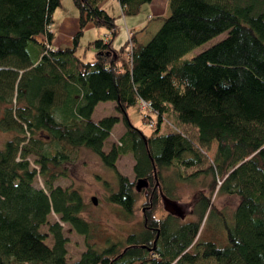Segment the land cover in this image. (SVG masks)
Wrapping results in <instances>:
<instances>
[{
    "label": "trees",
    "instance_id": "1",
    "mask_svg": "<svg viewBox=\"0 0 264 264\" xmlns=\"http://www.w3.org/2000/svg\"><path fill=\"white\" fill-rule=\"evenodd\" d=\"M102 1L73 0L79 13L73 45L53 49L50 27L62 0H0V131L12 134L0 145V264H196L210 258L217 264H264V0H169L170 15L148 41L128 33L120 47L113 43L117 17ZM118 1L122 15L131 16L152 0ZM89 23L107 33L90 42L95 57L85 61L77 49ZM225 32L219 42L186 57ZM109 101L119 115L94 121L97 104ZM141 101L150 104L148 111ZM133 106L154 127L151 135L132 124ZM120 121L125 131L106 151ZM165 123L175 129L162 133ZM214 142L209 161L206 151ZM82 148L114 172L118 187L109 188L107 200L128 217L135 214L137 180H148L139 232L98 242L83 215V193L55 185L69 177L72 157ZM130 153L135 181L117 168L118 158ZM30 156L39 169L31 167ZM206 161L205 169L182 177L212 176L210 196L197 197V219L181 223L184 214L158 216L163 198H172L163 171ZM37 175L44 188L34 186ZM218 193L238 198L231 220L213 205ZM51 213L85 237L86 250L73 263L69 239L59 221L49 223ZM214 215L227 236L224 246L201 239ZM46 224L52 245L41 231Z\"/></svg>",
    "mask_w": 264,
    "mask_h": 264
},
{
    "label": "rangeland",
    "instance_id": "2",
    "mask_svg": "<svg viewBox=\"0 0 264 264\" xmlns=\"http://www.w3.org/2000/svg\"><path fill=\"white\" fill-rule=\"evenodd\" d=\"M109 12L117 17V23L119 26V31L114 37L113 43L116 47H120L126 43L128 40V33H126V27L124 19L118 6L117 0H107L106 2ZM78 10L76 9L73 0H62V5L56 10L54 14V22L52 24L53 30L57 36L62 35L61 28L67 24L68 20L74 19L76 17ZM139 15V14H138ZM132 16V15H131ZM133 16H137L133 15ZM92 25V24H91ZM101 31L102 37L106 36L105 30L98 29L95 25L91 28L86 27L83 34L81 35L80 50L86 49L87 55L91 54L90 42L94 40L96 32ZM105 32V34L103 33ZM131 33V32H129ZM100 34V36H101ZM65 35V34H63ZM98 35V34H97ZM227 36V33H223L218 37L213 38L202 46L191 51L186 57L192 58L196 54L206 50L213 44L219 42ZM4 107L0 108V117L3 115ZM132 124L142 130L145 134L151 135L154 132V127L148 122L145 113L141 110L139 106H133L128 110ZM102 115H119L112 104H108L106 107H99L95 113V118ZM155 117V116H154ZM173 120V118H171ZM170 120V122H172ZM171 128L175 129L172 124H166L162 126V133ZM125 127L120 121L115 125L112 131V136L108 138L105 143L104 149L106 151L119 141L120 136L124 133ZM11 133H7L4 130L0 131V145L5 142L6 139L11 137ZM217 143L214 142L211 148L206 151V156L209 161L214 159L216 153ZM30 163L32 168L39 167L35 164V156H30ZM135 159L130 153L127 155H122L117 160L118 170L126 175L130 180L135 181L136 176L134 172ZM208 166V162H204L197 167L184 168L173 166L169 170L163 171L165 177V185L172 188V198L171 200L176 202L184 214L183 219L179 222L195 220L197 216L193 214L195 205L197 202V197L200 193H204L210 196L209 184L212 181L211 175H206L203 173L197 174L192 180H185L182 177H187L190 174L205 169ZM106 181L109 182V187L106 186ZM55 185H60L63 188L73 186L78 188L84 196L85 202L87 204L86 210L83 215L89 219L94 226V234L98 242L104 243L106 237H111L115 240L125 239L127 235L133 232H139L142 227V222L144 219V207L148 200V195L145 190L138 191L137 203L135 207V214L132 217H128L118 205L110 203L107 200V196L110 190H116L117 179L114 172L103 165L98 155L94 152L82 148L76 152L72 157V162L69 165V177H59L55 181ZM34 186L38 188H44V181L40 175H37L34 180ZM92 197L97 199V204L92 201ZM164 201V200H163ZM213 205L222 215L228 220H231L233 216L234 209L238 203V198L234 195L229 194H215L212 197ZM169 213H175L173 209L165 203L160 210L157 211L158 216H167ZM49 223L59 221L63 226L64 235L68 237L69 242L67 243L68 249V259L70 263L77 260L86 250L85 237L77 233L68 223L61 222L60 216L51 213L48 217ZM205 222V221H204ZM41 231L48 234V225H43ZM201 239L205 241H214L219 246H224L227 243L226 233L220 223V218L218 215L211 216L209 221L203 225ZM46 243L52 245L53 239L52 235L48 234ZM196 264H217L212 258L202 259Z\"/></svg>",
    "mask_w": 264,
    "mask_h": 264
},
{
    "label": "crops",
    "instance_id": "3",
    "mask_svg": "<svg viewBox=\"0 0 264 264\" xmlns=\"http://www.w3.org/2000/svg\"><path fill=\"white\" fill-rule=\"evenodd\" d=\"M106 2H107V0H103L100 3V5L109 12L110 10H109V8H107ZM117 3H118V6L120 8V11L122 13V9H121V6H120L118 0H117ZM170 13H171V10H170V6H169V0H152L151 2L146 3L141 7V9L138 13L139 15L137 14V16L132 15V16L123 17L125 27H126V33H129V31L131 33L135 32L136 33V39L138 41L146 42L160 28V26L162 25L164 20L166 18H168ZM91 24L92 23H89L86 27L91 28L93 26V24L92 25ZM98 29L105 30V32H106V29L103 27H98ZM119 29L120 28L118 26V31H119ZM50 30L53 32V35H54L53 41L51 43V47L53 49H61V48H65L68 46H72L73 45V37H74L75 33L79 30V15H77V13H76V17H74V19L68 20L67 24L64 25L63 28H61V30H62L61 34L62 35H59L60 37L57 36L58 34L55 33L52 25L50 27ZM105 32H103V33L105 34ZM101 33H102L101 31L96 32L94 37L95 38L101 37L102 36ZM63 34H65V35H63ZM100 34H101V36H100ZM115 47H116V45H115ZM91 48H92L91 54L87 55L86 49H83V51L80 50V41H79V47L77 49L78 56L85 61H92L95 57V49H94L93 45L91 46ZM108 104H112L115 107V104L113 102H110V101L109 102H100L99 104H97V106L95 107V111L93 113V116H92L94 121H99L103 116H105V115H102V116L100 115V116H98V118H95V113L99 107H106V106H108ZM79 258H77V260ZM133 264H137V263H133Z\"/></svg>",
    "mask_w": 264,
    "mask_h": 264
},
{
    "label": "water",
    "instance_id": "4",
    "mask_svg": "<svg viewBox=\"0 0 264 264\" xmlns=\"http://www.w3.org/2000/svg\"><path fill=\"white\" fill-rule=\"evenodd\" d=\"M136 186H137V190L140 191L143 188L148 187L149 182L146 179L140 178L137 180ZM163 199H164L165 203L168 204L173 209V211H175L176 214L182 216L183 213H182L181 207L176 202L169 200L166 197H164ZM92 201L95 204H97V199L95 197H92Z\"/></svg>",
    "mask_w": 264,
    "mask_h": 264
},
{
    "label": "built area",
    "instance_id": "5",
    "mask_svg": "<svg viewBox=\"0 0 264 264\" xmlns=\"http://www.w3.org/2000/svg\"><path fill=\"white\" fill-rule=\"evenodd\" d=\"M141 108L144 109L145 111H148L150 108V104L146 101H141Z\"/></svg>",
    "mask_w": 264,
    "mask_h": 264
},
{
    "label": "bare ground",
    "instance_id": "6",
    "mask_svg": "<svg viewBox=\"0 0 264 264\" xmlns=\"http://www.w3.org/2000/svg\"><path fill=\"white\" fill-rule=\"evenodd\" d=\"M112 131H113V130H112ZM111 136H112V133H111ZM109 138H110V137H109ZM107 140H108V139H107ZM107 140H106V141H107ZM105 143H106V142H105Z\"/></svg>",
    "mask_w": 264,
    "mask_h": 264
},
{
    "label": "flooded vegetation",
    "instance_id": "7",
    "mask_svg": "<svg viewBox=\"0 0 264 264\" xmlns=\"http://www.w3.org/2000/svg\"><path fill=\"white\" fill-rule=\"evenodd\" d=\"M164 197V196H163Z\"/></svg>",
    "mask_w": 264,
    "mask_h": 264
}]
</instances>
